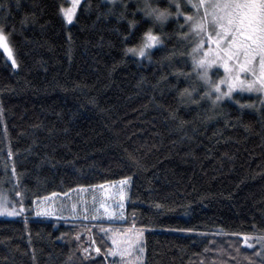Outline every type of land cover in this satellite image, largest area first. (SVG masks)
I'll use <instances>...</instances> for the list:
<instances>
[{"label": "trees", "instance_id": "16d2710c", "mask_svg": "<svg viewBox=\"0 0 264 264\" xmlns=\"http://www.w3.org/2000/svg\"><path fill=\"white\" fill-rule=\"evenodd\" d=\"M67 1L0 0L19 63L11 67L0 49V193L20 191L26 209L0 217V264H89L79 251L68 257L88 244L82 225L102 251L101 240L110 246L97 224L144 229L145 264H249L246 256L260 264L259 244L244 243L264 232L260 98L237 93L218 107L201 99L209 88L194 69V44L166 35L178 28L174 14L161 31L140 10L144 0H82L68 25L59 11ZM149 28L164 43L143 57L126 52L142 45ZM185 88L190 98L180 95ZM249 103L255 108L240 107ZM37 195L67 205L69 222L36 216ZM121 195L123 221L72 218L73 204L81 213L94 214L101 202L116 210Z\"/></svg>", "mask_w": 264, "mask_h": 264}, {"label": "snow or ice", "instance_id": "6c2138e0", "mask_svg": "<svg viewBox=\"0 0 264 264\" xmlns=\"http://www.w3.org/2000/svg\"><path fill=\"white\" fill-rule=\"evenodd\" d=\"M162 0H144L143 8L145 16L153 19V26L159 22L161 31H163L164 22L173 16L177 17L178 28L172 33L166 34L176 36L180 33L182 39L188 40L194 44L191 55L194 69H199V79L205 84L211 83V90L206 91L201 99L208 98L212 100V106L218 107V102L224 98H231L237 90L240 92L259 93L264 95V0H163L165 7L153 6L159 5ZM81 5V0H71L70 6L60 7L67 24H72L77 15V10ZM190 6V7H189ZM5 5L0 2V9ZM174 10V11H173ZM184 17V23L179 24V17ZM122 18V16H121ZM34 19V18H33ZM28 18L22 23L27 22ZM134 23V22H132ZM187 26L188 31L180 32ZM6 25L0 23V49L6 54L7 60L11 61V67H19L15 46L11 41V33H7ZM191 37V39H189ZM164 41L159 36L152 33V28L144 34L143 43L141 46L129 47L126 52L138 54L143 57L146 55V50L152 49L155 45H161ZM172 55H175V49ZM149 58H151L149 56ZM171 59V56L165 57ZM213 68H222L223 77L217 82L214 77L218 76V72H213L210 76V70ZM186 78L191 79L190 74L181 73ZM221 85L226 86V90L221 88ZM196 88L193 87V91ZM212 90L217 93L212 99ZM180 95L191 97L188 88H185ZM259 100V98H258ZM239 103V101H237ZM196 103V101H193ZM259 103L264 105V100H259ZM241 108H255V103L240 104ZM4 108L0 105V117H2ZM183 123V121H182ZM6 131V129H5ZM8 155L12 156L11 147L9 145ZM130 159L136 166H140V162L130 154ZM7 168V165L5 166ZM13 174L15 167L13 164ZM131 181V177H127L119 184L127 186ZM123 189L121 188V193ZM16 196H21L20 200L9 199L3 193H0V216H17L26 211L24 205V197L20 191H15ZM67 195V194H65ZM56 193H52L51 197L55 198ZM124 196L121 195L116 205V210L110 208L101 202L99 208L94 209V214L89 213V209L84 207L82 213L78 210L77 205L71 206L72 218L82 216L84 221L97 220L98 218H107L112 220H125L124 212ZM36 216H55L57 220L69 222V217L63 215L67 205L61 204L59 207L54 206L55 200L47 196L41 197L37 195L32 201ZM17 205H19L17 207ZM162 205L156 204L155 208L162 209ZM103 209V212L100 209ZM84 233L88 235V244L84 246L78 244L77 248L70 252L68 259L72 260L75 257L76 251L81 253L79 259L81 262L88 261L89 264H95V259L92 255L94 252L97 256L103 255L107 264H145L144 253L145 243L143 240L144 229H131L121 231L115 228H105L103 224L94 225L100 232H103L107 239L111 240V246H107L103 240L101 245L104 247L102 252L101 247H97V241L92 236V229L88 225H82ZM172 231L194 232L193 228H175ZM234 235H239L234 233ZM63 238V235L62 237ZM75 240H81L79 232L75 235ZM254 240L259 244V251H254L253 255L260 258V264H264V232L256 236H244V243L248 248H253L254 245L250 241ZM209 249L206 247L204 252ZM239 251V249H237ZM222 253V250H221ZM109 257L114 259L108 260ZM35 259V252H33ZM235 259V258H233ZM249 264H254V261L249 257ZM103 264V262H102ZM201 264H204L201 261ZM212 264H215L213 261Z\"/></svg>", "mask_w": 264, "mask_h": 264}, {"label": "rangeland", "instance_id": "374dc122", "mask_svg": "<svg viewBox=\"0 0 264 264\" xmlns=\"http://www.w3.org/2000/svg\"><path fill=\"white\" fill-rule=\"evenodd\" d=\"M104 1H106V2H109V1H112V0H104ZM142 1V0H141ZM70 2H71V0H68L67 1V3L63 6V7H68V6H70ZM81 2H82V0H81ZM77 12H78V10H77ZM61 16H62V18H63V15H62V13H61ZM64 19V18H63ZM65 21V20H64ZM74 21H75V19H74ZM65 23H66V21H65ZM67 24V23H66ZM69 25V24H68ZM2 50V49H1ZM150 50V49H149ZM149 50H146V53L149 51ZM2 52H3V50H2ZM5 55V57H6V54H4ZM7 59V58H6ZM8 62H9V64L11 65V61L10 60H7ZM199 70V69H198ZM200 71V70H199ZM213 72H218L219 73V75L218 76H215L214 77V79L217 81V82H219V79H221L222 77H223V75H224V73H223V69L222 68H213L212 70H210V76L212 75V73ZM221 88L223 89V90H226V86L225 85H221ZM239 94V95H250V96H254V97H259L260 98V100H264V95H261V94H259V93H248V92H240L239 90H237V91H235L234 93H233V96L231 97V98H224L223 100H233V97H234V95L235 94ZM216 95H217V93H216ZM4 195H6L9 199H15V195H14V198H11L6 192H2ZM16 200V199H15ZM19 205H17V207H18ZM23 214V213H22ZM21 214V215H22ZM17 216H20V215H17ZM0 217H5V218H13V217H16V216H7V215H4V216H0ZM105 228H115V229H119V230H121V231H126V230H128V229H131L132 227H129V228H118V227H105ZM135 229H137V230H139V228H135ZM103 233V232H102ZM103 235H104V237H105V239L110 243V246H111V240H109V239H107V237L105 236V234L103 233ZM143 240H144V235H143ZM98 247V246H97ZM103 252V251H102ZM92 255L93 256H95L96 254L93 252L92 253ZM112 259H114V258H112V257H109L108 258V260L110 261V260H112ZM144 259H145V253H144ZM106 263H107V261H106Z\"/></svg>", "mask_w": 264, "mask_h": 264}, {"label": "clouds", "instance_id": "9594fccd", "mask_svg": "<svg viewBox=\"0 0 264 264\" xmlns=\"http://www.w3.org/2000/svg\"><path fill=\"white\" fill-rule=\"evenodd\" d=\"M209 75H210V73H209ZM204 82V81H203ZM204 84H205V82H204ZM207 86H208V88H209V90H211V83H208V84H206Z\"/></svg>", "mask_w": 264, "mask_h": 264}]
</instances>
